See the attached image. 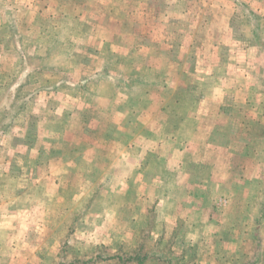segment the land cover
I'll list each match as a JSON object with an SVG mask.
<instances>
[{"label":"rangeland","instance_id":"1","mask_svg":"<svg viewBox=\"0 0 264 264\" xmlns=\"http://www.w3.org/2000/svg\"><path fill=\"white\" fill-rule=\"evenodd\" d=\"M143 1V6L140 8L135 4V0H13L10 4L3 3L4 6L10 7L11 15L7 14L5 17L2 13L0 15V200L5 204L0 210V264H25L26 262L28 264H135L132 260L124 262L123 260L137 251L141 256L146 253L153 254L151 259L149 258L143 264H264V196H261L264 187V105L259 103H264L262 95L264 83L261 82L260 90L256 92L255 107H248L250 103L244 105L243 101L240 102L241 105L237 103L231 105L233 101L225 97L222 100L223 113H218L216 116L217 103L211 105L213 114L209 115L210 123L217 122L225 126L223 131H218L211 138V141L219 146L226 144L231 151L230 155L220 156V163L217 164L219 171L216 174L220 172L223 176L227 166L230 169L234 167L236 174H239L237 175L239 181L235 180L234 185L239 184V189L233 195L231 208L228 203L227 205L223 203L224 198L227 202L228 198L231 199V194L228 198L222 197V200L215 198V194L210 193L212 191L201 194V197L191 196V202L202 201L201 205L204 209L215 207L213 212L210 211L212 218L208 227L184 223L175 231L177 239L174 243L163 240L162 243L145 242L147 235L154 229L151 226L153 211H150L147 217L150 220L149 226L142 232L144 241H140L139 235L119 243L115 239V233L111 231L102 236L106 246V249L101 248L102 252L99 249V251L90 249L86 245L74 246L71 241L76 228L74 224L80 219L83 220L91 212L87 211V205H98L103 199V195L98 194L100 187H97V194L87 196L84 200H79L81 196L74 195L72 191L47 199L46 217L51 224L46 231L48 230V248L50 249L44 261L37 258L29 261L22 254L14 256V251L11 252L4 242L16 232L17 238L28 244V247H31L30 250L33 249L29 241L30 237L25 233V224L29 218H35L34 213L43 214L39 210H31L32 205H24L44 198L39 191L34 192L29 189L33 180L26 175L27 166L31 163L32 171L36 168L32 166V159H34L32 156L35 155V151L26 153L27 145L35 149V146L39 148V142L57 144L56 146L68 155L70 144L73 142L85 143L88 140V134L93 133L97 136V132L93 129L83 132L76 127L67 130L66 133L61 130H49L54 127L48 125V119L55 122V118L63 117L64 111L62 109L58 114L59 112L56 113L54 110L59 100L53 93L71 92L73 85H78L77 87L86 93L90 89L97 92L99 88L92 84L93 81L86 78L105 79V73L109 72V69L111 72L116 69L113 63L119 56L125 53L132 55L130 57L134 59L136 51L128 50L138 46L143 49L139 50L138 54L145 65L141 69L145 79H156L158 72L163 75L170 74L177 80L171 84L176 89V98L181 97L184 90L199 96L203 86L205 90L211 88L213 85L211 82L200 83L202 76H212L214 73H223V76L224 74L231 76L245 74V77L253 73H256V77L264 75L262 66L253 67L255 58H259L263 52L260 49H264V18L259 17L262 14L264 16V2L253 5L254 9L252 6H249L251 8L249 9L244 4V8L235 12L238 16L242 15L241 17L219 18L220 9L211 3L215 0H202L203 2L191 0L190 3L180 0L181 2L175 5L169 3L170 0ZM228 2L227 5H232L231 0ZM186 10L187 15L181 16ZM55 15L65 17L72 15L75 21L65 18L59 22L52 20L53 23H50L51 18L48 16ZM79 15L81 19L77 18ZM72 22L78 23L79 29H74L71 26ZM39 28L47 31V34L37 35ZM86 30L89 32L85 34ZM63 38L70 39L73 45V60L66 64L69 66L65 67V70H58L51 65L44 70H35L33 66H28L29 62L32 65L37 62L36 57L29 59L33 52L44 54L47 51L43 50L44 48L51 49L56 40ZM251 45L257 47L259 51H247ZM201 48L206 51L204 52ZM22 55L27 56L24 60L27 68L19 74L18 70L12 73ZM200 62L201 65H198ZM72 70H74L73 74H71ZM42 72L43 74L40 75ZM184 74L196 75V81L185 85ZM57 79H59L58 83H56ZM62 79L71 82L61 81ZM78 79L82 81L78 82ZM6 85H8L7 91H4L2 87ZM108 86L112 91L117 89L119 91V85L116 87L115 82ZM115 87L117 89H113ZM171 88L170 93H172ZM198 100L190 99L189 102H194L193 105H195ZM175 103L181 108L183 99H176ZM70 105L73 106L71 103ZM44 111L47 113L52 111L45 121L47 125L43 124L44 121L42 123L41 115H39ZM104 122L101 121V125ZM83 125L87 129L88 124ZM45 126L49 129H44ZM70 126L71 124L68 129L71 128ZM94 129L98 130L95 126ZM60 133H63L62 136L59 135ZM61 138L67 143L59 142ZM97 144L101 146L99 142ZM53 148L56 149V147ZM83 148L84 151L80 154L88 156V142ZM99 151L101 154V151L105 152L106 149L104 150L103 147ZM111 152L114 155L118 153V150L111 148ZM201 174L206 173L202 171ZM253 176L259 177L261 181L252 184L244 183L251 181ZM227 180L228 178L219 179L217 182L215 180L203 182L202 188L216 192V188ZM228 181L230 182L231 179ZM89 182L85 180V185L89 186ZM74 183L78 186L77 182L69 180L71 186ZM199 185V181H192L193 193L200 190ZM259 187L260 190H258ZM73 200L79 203L74 210H72ZM92 213H95L96 218L102 216L99 210H94ZM200 217L201 213H197L199 220ZM226 218L228 222H225V225L230 226L231 222L236 225L225 228L222 234L225 237L227 229L233 228L234 231L231 232L232 234L229 232V237H236V242L220 244L223 252L228 250L235 252L238 246V252L232 263L226 257L220 259V254L223 252L218 253L221 252L217 250L218 244L211 237L212 234L219 232L218 223ZM192 220L194 222V219ZM61 222L64 224V230L58 232L60 227H57V224ZM84 226L86 225H81L77 231L81 240L86 233ZM149 241L152 240L149 239ZM135 242H142L143 249L140 250L141 247ZM151 248L153 249L150 250ZM259 252L262 254L259 255ZM120 254L124 257L122 260H108L111 256Z\"/></svg>","mask_w":264,"mask_h":264},{"label":"crops","instance_id":"2","mask_svg":"<svg viewBox=\"0 0 264 264\" xmlns=\"http://www.w3.org/2000/svg\"><path fill=\"white\" fill-rule=\"evenodd\" d=\"M12 1L0 0V15L1 13L3 17L7 14L11 15L10 7L4 6L3 3L9 2L10 4ZM135 1V4L139 6L138 8L143 6V0ZM183 1L184 3H190L191 0ZM228 1L215 0L211 2L220 9L219 18L241 17L242 15L238 16L235 12H239V9L244 8V4L248 7H253L257 3L264 2V0H231L232 5H227ZM179 2L181 1H169V3L174 5ZM198 2L203 1L198 0ZM249 9L251 8L249 7ZM244 11L248 12L247 10ZM187 12V10L184 11L181 16L187 15ZM48 17L51 18L50 20L48 19L51 21L50 23H53L52 20L59 22L65 18L75 21V17L72 15L69 17L61 15ZM259 17L264 18L263 14ZM77 18L81 19V16L79 15ZM71 26L74 29H79L80 25L72 22ZM42 30L40 29L37 35L44 36L47 34V31ZM87 31L89 32V30H86L85 34ZM46 48L43 50H46ZM139 50L143 49L138 46L128 50L129 52L136 51L134 59L130 57L132 55L125 53L119 56L117 61L113 63L116 69H113L114 72L109 69V72L105 73V79L86 78V80L90 79V81H93L92 84L99 88L97 92L90 89L86 93L83 89H79L78 85H73L71 92L58 91L53 93V95L58 96L56 99L59 100L55 104L54 110L56 113L59 112L58 114H60L62 109H64L62 118L57 117L55 122H51L48 118L52 111L50 113L44 111L39 114L41 115L42 123L44 121V125H47L45 121L48 119V125H53L52 127H54L49 129L48 126H45L44 129L61 130L63 133L76 127L83 132L93 129V131L97 132V136L93 135V133L92 135L88 134V140L86 141L88 142V156L80 154L81 151H84L83 146L86 142H73L70 144L68 155H65L64 151L62 152V149L56 146L57 144L39 142V148L35 146V149H32L31 145H27L25 148L26 153L35 151V155L31 156L34 158L32 159V166L36 168L33 171L32 169L30 170L31 163L27 166L28 172L26 175L33 180L29 189L34 192L39 191L40 194L44 195V198L24 205H32L33 208H30L31 210H39L43 214L36 215L34 213L35 218H29L25 224V233L29 235V241H31L33 249L30 250L31 247L29 248L28 244L17 238L16 232L9 236L7 241H4L11 252L14 251V256L22 254L29 261L36 258L44 261L43 259L47 257L48 249H50L48 248V230L46 231L51 224V221L46 217L47 199L67 194L69 191H72L74 195H80L81 198L79 200H84L87 196L90 197L97 194V187H100L98 194L103 195L102 201L98 205H87V211L91 212L83 220L76 221L74 224L76 233L73 232L71 238L74 246L83 247V245H86L90 249H99L100 252L103 251L101 248L106 247L102 236L107 232L110 233L112 231L111 233H115V239L119 243L139 235L141 237L140 241H144L145 238L143 239L142 232L149 226L150 220L147 217L150 211H153L151 226L154 229L147 235L145 242L162 243L164 241L174 243L177 239L175 231L184 223H188L191 226L208 227L215 207L204 209L201 205V203L203 204L202 201L192 203V195L200 196L203 193L212 191L210 193L215 194V198L222 200V197L228 198L231 194L232 197L231 199L228 198V202L225 198L223 200V203L225 205L228 203L231 208L233 195L239 189V184L237 186L234 185L235 180L239 181L237 177L239 174H236L234 167L230 169L228 166L223 176H221L220 172L216 174L219 171L217 164L220 163V156L230 155L231 151L226 144L219 146L211 141V138L218 131L221 132L225 129L222 124L217 122L210 123L209 115L213 114L211 105L217 103L216 116L222 112V100L225 97L233 101L231 105L236 103L241 105L240 102L243 101L244 105L250 103L248 107H255L257 101L256 92L260 90V82L264 83V75H262L263 77H256V73H253L245 77V74L242 76L224 74L223 76V73H214L212 76H202L200 83L211 82L213 84L211 88L209 87L205 90L203 86L199 96H195L191 91L184 90L181 93L182 96L176 98V89L171 84H174L177 80L170 74L163 75V73L159 74L158 72L156 79H145L141 70L145 65L142 63V57L141 59L139 57ZM201 50L204 49L201 48ZM260 50H263V52L262 54L260 53L259 58H255L253 67L259 68L262 66L264 69V49L261 48ZM247 51L259 50L254 45H251ZM198 65H201V62ZM203 66H206V64ZM73 73L74 70H72L71 74ZM42 74L43 72L40 73V75ZM195 78H197L196 75L184 74L183 82L185 85L193 84L196 81ZM61 81L71 82L65 79ZM81 81L79 80L78 82ZM58 82L59 79H57L56 83ZM114 82L116 87L119 85V91L116 87L113 89H117V91H112L109 88L108 85ZM161 83L166 85H160ZM170 88L172 93H170ZM262 95L264 98V92ZM175 98L183 99L181 108L176 106ZM190 99L199 100L197 104L193 105L194 102L190 103ZM259 103L264 105V103ZM69 106H71V109L67 108ZM118 115L119 117L117 118ZM70 118L72 119L70 120ZM84 119L87 122H84ZM101 121L105 122L101 125ZM86 123L88 124L87 129L83 125H86ZM69 124H71V128L68 129ZM94 126L98 130H95ZM63 133L59 135L62 136ZM98 136L101 137L98 138ZM59 142L67 143L62 138ZM98 142L101 145L100 147L97 144ZM53 147H56V149ZM103 147L106 151H101L100 154L99 150H102ZM111 148L117 149L118 153L113 155ZM202 171H205L206 174L202 175ZM225 178L231 179L232 183L227 180L216 188V192L212 189L202 188L203 182L214 180L217 182L219 179ZM70 179L77 182L78 186H76V183L71 186L69 184ZM96 179L97 181H95ZM85 180L90 181L88 183L90 184L89 186L85 185ZM193 180L199 181L198 189L200 190L198 191H201L200 193L198 191L193 193ZM259 181H261L259 177L253 176L251 181H245L244 183L252 184ZM101 183L102 186H100ZM260 189L259 187L258 190ZM253 191H255V188H253ZM262 193L261 196H264V187ZM78 205V201L73 200L72 210L76 209ZM217 205H220V203ZM4 206L5 204L0 200V210ZM94 210L102 212V216L96 218L94 216L95 213H92ZM205 211L207 213H204ZM210 211H212L211 214ZM197 213H201L200 220L197 218ZM203 215L204 217H202ZM192 219H194V222ZM225 222H228L227 218L218 223L219 232L215 235L211 233V237L218 244L217 250L221 251L218 252L219 254L223 252L220 243L234 244V241L236 242V237H229V234L234 231L233 228L231 230L227 229L225 237L222 234L225 228L233 227L236 224L231 222L230 226H227ZM81 225H86L84 226L86 233L83 236L84 238H82L83 240L77 235ZM57 227H60L58 232H61L62 229L64 230L62 222L57 224ZM149 239L152 241H149ZM50 241L54 242L53 240ZM137 244L140 247L143 245L142 242ZM97 246L99 247L97 248ZM237 252L238 246L237 249L235 248V252L228 250L223 252L224 254H220V259L226 257L232 263ZM261 254L259 252V255ZM25 264L28 263L26 262Z\"/></svg>","mask_w":264,"mask_h":264},{"label":"trees","instance_id":"3","mask_svg":"<svg viewBox=\"0 0 264 264\" xmlns=\"http://www.w3.org/2000/svg\"><path fill=\"white\" fill-rule=\"evenodd\" d=\"M49 48L50 47L46 48L47 51L44 54H38L36 52H33L32 57L30 56L29 59L36 57L37 62H36V64H33V65H32V63L29 62L28 66H33V68L35 70H42V69L44 70V69L50 67V65H51L52 67H54L58 70H65L67 68V66H69L66 64L72 62V60H73V45L70 42V39L63 38L62 40H56L55 44L51 47L52 50ZM54 48H55V52H54ZM26 57L27 56L22 55V58H20L17 61V67L15 68V70L12 73H14L16 70H18L17 73L19 74L20 71L27 68V65L24 63V60L26 59ZM74 63H75V60L73 61V64ZM7 87H8V85L3 86L2 89L4 91L5 90L7 91ZM20 90H22V88H20ZM120 255L119 256H115V255L111 256L110 258H108V260H120V259L122 260L124 257H122V254H120ZM151 257H152V255H149L148 253L141 256L139 254V252L137 251L134 255L125 257L124 258L125 260H123V262L132 260L133 262H135V264H143L149 258L151 259Z\"/></svg>","mask_w":264,"mask_h":264}]
</instances>
